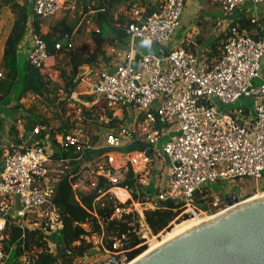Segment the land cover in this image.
<instances>
[{"label": "built area", "instance_id": "built-area-1", "mask_svg": "<svg viewBox=\"0 0 264 264\" xmlns=\"http://www.w3.org/2000/svg\"><path fill=\"white\" fill-rule=\"evenodd\" d=\"M212 1L228 17L243 6H256L263 2ZM63 2L34 0L33 16L42 19L54 17ZM184 2L164 0L159 12L143 22L127 26L126 49L114 54L117 63L113 67L103 65L97 70L95 82L88 87L91 94L107 108H130L137 119L144 117L143 121L150 124L156 116L160 124L167 125L175 133L153 155V160L167 158L170 163L167 186L158 195L157 201L182 203L183 211L179 218L189 221L213 218L243 202L231 194L225 195L221 202L213 199L209 186L218 181L233 182L243 178L257 181L262 177L264 79L257 87L253 82L260 77L264 39L253 40L245 32L228 27L222 56L209 66L184 50L171 51L168 44L179 27ZM136 41L149 44L151 50L143 53L134 47ZM32 45L27 56L29 64L37 69L45 68L49 56L44 41L32 34ZM62 46L73 49L71 35H64L54 49L60 50ZM240 99H252L254 110H226L227 106ZM214 101H217L218 106L214 105ZM39 130L35 128L33 133L37 134ZM151 134L138 137L121 127L116 133L104 134L103 140H98L94 146L77 135H60L56 137V142L60 147L74 148L81 155L86 151L110 150L94 165L95 182L89 185L94 188L98 177L106 179V185L112 186L106 192L111 191L115 199H118V194H124L126 202L129 199L128 192L115 187L119 184L113 178L117 174L111 176L116 151L135 141L147 142L155 147L158 134ZM48 140L43 144L33 143L22 152L5 154L0 172L1 227H4L6 216L12 214L11 205L17 198V226L42 228L47 236L51 232V222L54 221L57 229H60L54 210L47 205L53 193L48 181V166L58 163L51 158L53 151ZM138 155L143 157L144 163L150 162L143 154ZM174 163H178V167H174ZM90 166L86 164L84 171ZM203 190H206V195L202 198L204 206L200 207L193 203V199ZM205 199L208 200L204 202ZM150 206L153 210L155 204ZM133 210L139 216V224L142 222L146 227L142 215L146 209L133 204ZM41 212L44 217H49L47 221H31ZM110 255L115 259L114 264H128L121 253ZM8 258L9 254L0 249V264H7Z\"/></svg>", "mask_w": 264, "mask_h": 264}, {"label": "trees", "instance_id": "trees-1", "mask_svg": "<svg viewBox=\"0 0 264 264\" xmlns=\"http://www.w3.org/2000/svg\"><path fill=\"white\" fill-rule=\"evenodd\" d=\"M93 1L95 3L91 6V10L95 12L99 32L90 34L94 50L89 56L76 53L73 49L68 50L65 46H62L60 50L54 49L55 44L61 42L64 35H71L74 29L73 23L61 20L48 33L43 34L37 25L39 19L33 17V34L44 41L49 60L62 63V58L67 59V68L65 69L64 65L59 68L63 80V87H59L48 79L44 68H34L27 61L22 68L21 78H18L17 46L25 33L29 12L16 0H0V7H7L14 15L0 63V69L5 74L0 87H7L4 94H0V100L8 93V89L16 86V108L24 109V115L20 119L23 124L21 138H19L14 122L15 124L11 126L10 130V136L14 139V147L6 148V151L10 154L22 152L33 143L43 144L49 139L54 146L52 160L64 167L62 174L57 178V184L47 204L50 206L49 209L54 210L56 222L60 226L61 235L59 244L56 246V254L50 251L49 236L44 234L42 228H21L16 225L17 218L14 220L10 215H7L4 227L0 231V249L9 254L7 264H72L74 260L83 258L93 250L94 242L89 240L92 238L100 240L101 250L107 251L109 254L121 253L124 255L127 263L147 250L144 241L138 235L139 216L133 210V204L141 207L148 204L153 197L152 190L146 189L138 183V175L134 174L130 165L127 164L123 181L115 186L128 192L129 199L126 202L120 203L108 193L100 196L98 193L108 184L106 179L100 177L97 178L94 188H91L89 192H76L73 190V185L85 170V165L94 166L101 161L104 153L110 150L86 151L81 155L74 148L58 146L54 137L57 134L72 135L76 130L74 123L64 118V112L66 103L71 101L80 83L79 80H76L78 69L88 66L90 69L97 68L99 70V64H109L114 56L109 54L107 49L124 48L127 45L125 28L131 24L143 22L159 12L164 0L162 2L159 0ZM80 2L82 5L79 10L82 14L87 13L85 0ZM229 27H235L239 31L245 32L253 40L264 39V30L261 31L255 22L244 15L234 18ZM226 38L227 32L209 46V51L205 54L208 62L214 59L215 63L221 58ZM221 39L222 42H220ZM60 93L63 97L60 96ZM26 98L32 99L30 106L19 104L22 99ZM79 99L83 103L92 105L95 96H79ZM100 102L103 105L100 107L99 114L96 113L97 106L92 105L88 112H85V118L90 122L98 123L101 116L107 120V124H101L103 134L118 132L121 127L125 126L126 116L121 119L116 118L113 110L107 108L102 101ZM82 108L85 110L83 106ZM46 112H49L50 116H47ZM53 120H58L60 126L57 129H48ZM143 120L144 117L140 118L141 122ZM4 126L5 122L0 120V172L4 159V150L1 144ZM35 128L41 130L34 134ZM169 130V127L160 124L155 116L150 130L158 134L155 147L147 142L135 141L126 144L118 152L120 151L124 155L143 154L152 162L155 150L164 144L162 143L164 138L158 141L161 138V133ZM204 195H206V190L196 194L193 203L200 207L204 206L202 199ZM117 210L118 214L115 213ZM182 211L183 204L180 202L157 201L153 210L142 212L143 221L149 231L153 235H157L160 232H167L172 223L179 224L184 221V218H179ZM61 245L65 246L67 253L62 251Z\"/></svg>", "mask_w": 264, "mask_h": 264}, {"label": "rangeland", "instance_id": "rangeland-1", "mask_svg": "<svg viewBox=\"0 0 264 264\" xmlns=\"http://www.w3.org/2000/svg\"><path fill=\"white\" fill-rule=\"evenodd\" d=\"M93 0H85V5L87 2L92 3ZM163 1V0H159ZM198 2L202 8V11L199 14H203L202 21H199V27L202 29L203 25L206 24V22H210L213 19H222V20H229L230 17L225 15L220 7L216 5L212 0H194ZM185 3L187 5V0L184 2L183 9L185 8ZM82 5V2H81ZM183 12V11H182ZM72 15V14H71ZM84 14H79L80 17L75 18V21L77 24L80 22L81 17ZM234 17L237 18L240 15H244L246 18H257L261 24L263 23L264 18V6L262 5H248L247 7L243 6L237 10L234 11ZM201 16V15H200ZM72 18V16H69ZM181 18V17H180ZM84 34V33H82ZM212 34L205 33L203 36V39H212ZM207 39V40H208ZM208 41V42H209ZM143 44V41H136L135 44ZM134 44V47H135ZM145 44V43H144ZM73 50L77 53L83 54L85 56H89L92 54L94 50V45L91 42L90 35H86V37H81V34L76 33L73 36ZM107 52L110 54V50L107 49ZM145 53V52H143ZM21 61H24L25 56L21 54ZM262 68L260 71V77L258 79H255L253 84L254 86H260L262 83V80L264 79V58H263ZM67 65V59L62 58V63L52 62L49 60L47 65L45 66L44 70L47 74V77L49 80H51L53 83L57 84L59 87H63V80L60 75L59 68L61 66ZM102 63L99 64V69L102 67ZM67 66L65 67V69ZM63 69V70H65ZM80 69H84L81 73H79ZM69 70V69H68ZM67 71V70H66ZM97 75V68L90 69L88 66H82L78 69V72L76 74V80L80 81V83L77 86L75 94L72 96L71 101L66 103L65 112H64V118H67L70 122L74 123V126L77 129L81 130V132H78L77 136L83 138H87L90 142V144L94 145L96 142V135H98L100 132H102V125L107 124V120H105L103 117L100 116L98 119V123L90 122L87 118H85L84 114L85 112H88L89 108L93 105H96L98 110H96L99 114V110L101 105H103L98 98L95 96V101L93 104L89 105L88 103H83L79 96H88V94H91V91L89 89V85H92L96 80ZM87 84V85H86ZM62 94L60 93V96ZM63 97V96H61ZM32 99H25L24 106H30ZM214 105L218 106L217 101H214ZM82 106L85 108L83 110ZM247 109L248 111L252 112L254 110V102L252 99H240L239 101L235 102L233 105L227 106L226 110H235V109ZM113 114L116 118L121 119L123 116H126V122L125 128L126 130H129L132 133H135L138 137L142 136H148L152 135L151 130V124L146 121H138L136 118L135 112L130 109H112ZM50 112V111H49ZM46 112L47 116H50V113ZM97 115V114H95ZM50 125L53 129H57L60 125L58 120L51 121ZM81 135V136H80ZM175 133L167 132L164 134L158 141H161L162 143H166L169 138L174 137ZM125 152V151H124ZM116 159L113 163V175L117 174L115 177H113L115 182H122L124 179V175L127 170V164L130 165L132 171L134 174L138 175V183L144 186L146 189L152 190V199L151 201L146 204L145 206L141 207L142 209L145 208L146 210H151V205H154L157 202L158 195L164 190L165 185L167 184L168 180V167L170 166L169 161L167 158L162 159H156L152 162L144 163L143 157L136 154H123L118 150L116 151ZM137 157V158H135ZM64 170V167L59 163H51L48 166L49 171V178H58ZM50 179V180H51ZM95 182V170L94 166H90V168L87 171H83V173L80 175V178L75 182L73 185V190L76 192H83L87 193L91 190L90 183ZM167 186V185H166ZM212 190L214 197L210 194L211 198H215L221 201H223V197L225 195L231 194L236 195L241 201H245L249 198H255L258 196H261L264 194V171L262 173V177L254 181L250 178H243L237 181L233 182H222L218 181L216 184L209 186ZM111 195V191L106 192ZM120 203H124V200L116 199ZM208 200L205 199L204 202ZM154 203V204H153ZM48 212V211H47ZM51 217V216H50ZM53 217V216H52ZM51 217V218H52ZM49 217H44L43 213L41 212L39 215L35 216L32 221L37 223H42L45 220L47 221ZM183 222V221H181ZM180 222V223H181ZM177 224L172 223L170 229L167 232H160L157 235H153L146 227L143 225V223H140V230L138 232V235L140 239L144 241V244L146 245V248H148L150 245L160 242L164 237H166L172 229ZM51 232L48 237V245L50 248V251L54 254H56V246L59 244V237L61 235L60 230L57 229V225L53 222L50 223ZM3 229V227H2ZM94 242V248L93 250L83 258H78L73 261L72 264H108L110 258L112 257L107 251H103L100 249L99 244L100 240L92 238L89 239ZM118 263V260L117 262Z\"/></svg>", "mask_w": 264, "mask_h": 264}, {"label": "crops", "instance_id": "crops-1", "mask_svg": "<svg viewBox=\"0 0 264 264\" xmlns=\"http://www.w3.org/2000/svg\"><path fill=\"white\" fill-rule=\"evenodd\" d=\"M16 1H18L21 5H23L29 12L25 33L23 37L21 38L20 43L17 46V69H18V78L20 79L21 74H22V68L24 67V64L26 63V61L28 62L27 56L33 46L32 45V34H33V17L34 16L32 13V6L34 3V0H16ZM80 1L81 0H64L63 2L64 4L62 8L54 17L46 18V19L38 18L39 21L37 25L40 29V32L43 34H46L59 21L67 20L69 21L70 24L72 23L74 24V29L71 33L72 45H73V36L76 33L78 34L80 33L81 37L83 38V37H86V35H90L91 33L99 32V24L95 20V12L91 10V6L94 5L95 1H92V3L90 2L86 3L87 13H85L81 17L80 22L78 24L77 22L74 23L75 18L80 17L79 14H81V11L79 10V7L81 6ZM260 5L264 6V0ZM201 11H202V8L198 2L194 0H187V5L185 3V8L183 9V12L181 14L179 27L176 29V31L171 36L170 42L168 44V49L171 51L172 50L173 51L184 50L185 52L195 56L199 62L207 66V65L214 63V59L208 62V59L205 57V54L208 53L209 51V46L216 39L221 38L222 36L225 35L230 22L235 17L234 15L229 16L230 17L229 20L213 19L210 22H206V24L203 25L202 29H200L199 21L203 20L202 19L203 14H199ZM69 16H72V18H70ZM249 19H251L252 22H255L261 31L264 30V24H261L257 18H249ZM13 21H14V15L10 12V10L7 7H0V63L2 60L4 44H5L7 37L9 36ZM263 23H264V18H263ZM205 33L212 34V37H211L212 39H210V41L208 38H207L208 40L203 39V36ZM220 42H222V39L220 40ZM126 47L127 45L124 48H116V49L110 50V54L114 56V54L117 51L124 50L126 49ZM135 47L142 52H148L151 50V46L147 43L135 44ZM21 54L25 56L24 61H21V58H20ZM116 63H117V60L114 57L113 60L106 66L113 67ZM262 63H261V68H262ZM0 74L2 75V77L0 78V83H1V81H3L5 77L4 71H1V69H0ZM6 88L7 87L5 86L0 87V94H4V92L6 91ZM16 89H17L16 86H13L12 88L8 89L7 90L8 93L5 95V97H3L0 100V120H3L5 122L4 136L1 141V144L4 150V156L7 153L6 148L14 147V139L10 136L11 126L16 123L19 138H21V135L23 133V129H22L23 124L20 119L24 115V109L22 107L20 109L16 108L17 106L16 100H15L16 92H17ZM88 95H92V94H88ZM24 103H25V99H22L19 102V104H24ZM138 121H140V118L138 119ZM48 129H52V126L49 125ZM78 132H81V130L79 129H77V131L75 130V132L72 133V135H78L77 134ZM167 132L172 133L171 129L169 131H164L161 133V137ZM60 135L62 134H57L54 137V140L56 141V137ZM103 135L104 134L102 132L96 135L95 143H97L98 140L102 141ZM83 139L86 141L88 140L87 138H83ZM48 142L50 143L52 147V151H54V146L51 144V141L48 140ZM50 179L51 178H49L48 181L51 185V188L54 191L55 185L57 184V179L56 178H52L51 180ZM14 208H15V200H13V204L11 205L12 212ZM1 230H2V227L0 231Z\"/></svg>", "mask_w": 264, "mask_h": 264}, {"label": "water", "instance_id": "water-1", "mask_svg": "<svg viewBox=\"0 0 264 264\" xmlns=\"http://www.w3.org/2000/svg\"><path fill=\"white\" fill-rule=\"evenodd\" d=\"M108 190L106 185L98 194ZM249 199L172 238L134 264H264V197ZM17 206L15 198L10 215L14 220ZM61 249L67 253L64 245ZM114 261L111 257L108 264Z\"/></svg>", "mask_w": 264, "mask_h": 264}, {"label": "bare ground", "instance_id": "bare-ground-1", "mask_svg": "<svg viewBox=\"0 0 264 264\" xmlns=\"http://www.w3.org/2000/svg\"><path fill=\"white\" fill-rule=\"evenodd\" d=\"M137 158V157H135ZM118 197L120 198V200H125L126 196L124 194H118ZM264 194L255 198H250L248 201H253L256 199H260L263 198ZM239 205V204H238ZM237 206V205H236ZM209 219H202V220H189V221H183L179 224H177L172 231L170 232V234H168L166 237H164L160 242H156L152 245H150L147 250L142 253L140 256H138L135 260L131 261L128 264H134L136 262H138L140 259L144 258L145 256H147L149 253L153 252L154 250H156L157 248H159L160 246H162L163 244L169 242L170 240H172V238H176L177 236L183 234L184 232L199 226L205 222H207ZM0 229H1V223H0Z\"/></svg>", "mask_w": 264, "mask_h": 264}]
</instances>
